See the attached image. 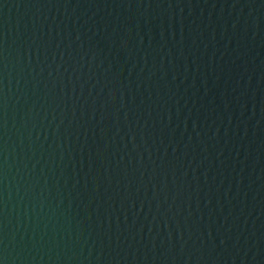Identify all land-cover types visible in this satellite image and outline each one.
I'll return each mask as SVG.
<instances>
[{
    "label": "water",
    "instance_id": "water-1",
    "mask_svg": "<svg viewBox=\"0 0 264 264\" xmlns=\"http://www.w3.org/2000/svg\"><path fill=\"white\" fill-rule=\"evenodd\" d=\"M0 264H264V0H0Z\"/></svg>",
    "mask_w": 264,
    "mask_h": 264
}]
</instances>
